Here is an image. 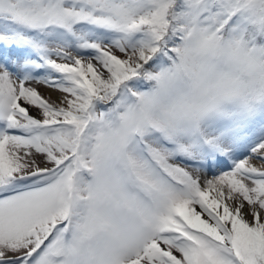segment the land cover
I'll return each instance as SVG.
<instances>
[{"label": "snow or ice", "instance_id": "6c2138e0", "mask_svg": "<svg viewBox=\"0 0 264 264\" xmlns=\"http://www.w3.org/2000/svg\"><path fill=\"white\" fill-rule=\"evenodd\" d=\"M0 264H264V0H0Z\"/></svg>", "mask_w": 264, "mask_h": 264}]
</instances>
